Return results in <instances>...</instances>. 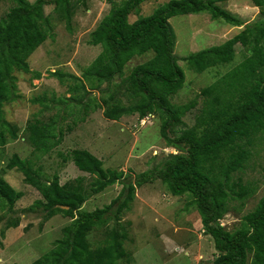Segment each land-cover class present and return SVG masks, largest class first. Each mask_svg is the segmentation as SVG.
Masks as SVG:
<instances>
[{"label": "trees", "instance_id": "trees-1", "mask_svg": "<svg viewBox=\"0 0 264 264\" xmlns=\"http://www.w3.org/2000/svg\"><path fill=\"white\" fill-rule=\"evenodd\" d=\"M11 1L14 6L0 19V147L8 140L17 139L16 127L10 126L3 114L4 104L12 99L16 90L13 72L28 73L27 59L52 37L50 19L43 12L45 6L53 5L65 29L71 32L73 6L80 2L84 5L86 0ZM147 1L111 2L108 13L89 34L88 44L99 46L101 52L80 77L57 71L51 76L61 85L65 77L72 80L73 85L67 88L71 93L69 99L81 104L85 111L103 109V117L109 121L135 114L140 119L149 114L157 115L160 137L167 147L179 153L165 159L158 168L137 174L131 180L130 176L122 178L121 173L103 170L102 162L88 151L73 150L69 160L75 168L94 177L89 192L82 187L81 178L64 184L56 175L45 179L40 167L34 168L31 160L12 155L7 169L20 172L25 183L42 198L35 201L33 207L42 209L46 220L56 215L71 220L61 229V238L52 248L31 264H118L125 256L122 243L127 239L119 225L120 215L128 209L135 187L155 181H160L174 197L189 195L192 198L203 233L213 242L216 258L212 264H264V196L233 231L219 224L229 200H244L252 194L247 186L239 182L231 184L230 179L233 173L245 168L250 157L247 146L253 143L254 136H264V19L243 25L217 5L230 0H169L150 15L140 16V6ZM250 1L264 16V0ZM202 13L208 14L211 20L222 19L233 27L242 28L224 43L182 58L189 70L201 74L232 63L236 44L249 55L201 91L205 100L195 124L179 129L185 126L182 119L195 105H173L168 101V96L180 91L185 83V74L173 52L175 35L169 19ZM131 14L137 16L132 23L128 21ZM148 52L153 53L151 59L121 78L125 65L134 56ZM115 77L120 79L118 83L114 82ZM118 90L126 93L127 105L115 100ZM92 91L99 94V101L90 98L83 104L84 95ZM70 130L67 126L66 131ZM24 132L34 153L42 156L62 142L65 131L51 117L46 122L34 118L32 123H27ZM117 180L122 190L108 205L92 212L81 209L91 196L113 186ZM22 197V192L15 191L0 178V214L12 212ZM111 222H115V226L106 230V245L91 249L86 235ZM18 226L14 220L7 222L6 229Z\"/></svg>", "mask_w": 264, "mask_h": 264}, {"label": "rangeland", "instance_id": "rangeland-1", "mask_svg": "<svg viewBox=\"0 0 264 264\" xmlns=\"http://www.w3.org/2000/svg\"><path fill=\"white\" fill-rule=\"evenodd\" d=\"M33 3L36 0H27ZM122 0H111L120 3ZM169 0H148L140 6L139 15H150L155 8ZM109 0H86L75 3L71 17V32L59 15L53 11V5L44 8V15L51 23V38H48L27 59L28 73L14 71L16 90L12 99L3 106L4 119L10 126L16 127L17 139L8 140L0 147V178H3L23 197L15 203L12 212L0 214V264H31L42 257L61 238V229L70 223V219L56 215L44 219L42 209L33 207V203L42 200L40 194L27 185L20 172L9 170L6 164L14 154L21 159H29L34 168L40 167L45 179L56 175L61 184L81 178V185L89 192L93 176L79 172L69 160L73 150H86L102 162L103 170L121 173V177H131L158 168L162 162L179 151L167 147L159 135L160 119L149 114L140 119L137 114L123 116L118 121H109L103 117V109H88L69 99L68 85L73 81L64 78V85L51 76L57 71L80 77L81 72L101 52L99 46L88 44L89 34L112 6ZM217 5L236 17L243 25L264 19L250 0H230ZM14 6L11 0H0V19ZM137 18L131 14L128 21ZM175 35L174 55L185 74L183 88L168 96L173 105L193 103L195 106L184 117L183 128L195 124L205 100L201 91L215 83L231 68L239 64L249 52L240 44L234 46L235 58L232 63L215 67L201 74L189 70L181 59L206 48L217 46L239 33L242 27H233L222 19L211 20L206 13L175 16L169 19ZM153 57L152 52L134 56L124 67L121 78H126L131 70ZM39 74L36 78L35 75ZM115 77L114 82L118 83ZM123 90L114 95L116 101L127 105L128 98ZM99 94L92 91L84 95L83 104L88 99L99 101ZM55 118L57 126L64 129L62 142L49 154L38 156L28 143L25 135L27 123L36 118L43 122ZM70 126V131L66 127ZM180 131V130H179ZM179 135V132L176 133ZM264 136L257 134L253 143L247 146L250 157L242 171L233 173L230 182L247 186L252 194L244 200L231 199L227 203V212L219 221L227 231L239 226L243 216L251 212L259 199L264 196ZM68 160L64 161V158ZM121 178V179H122ZM119 180L102 193L91 196L82 210L92 212L103 208L116 198L122 190ZM230 194V190L226 189ZM232 196V195H231ZM17 221V228L6 229L7 222ZM118 224V223H117ZM119 225L126 232L127 239L122 243L125 256L118 264H212L216 258L213 242L204 234L200 217L192 205L189 195L174 197L160 182L147 183L135 187L128 209L120 215ZM115 226L92 230L86 235L91 249L102 247L106 240V230ZM118 229V226L115 227ZM2 233L4 235L2 236ZM249 260L251 255L248 256Z\"/></svg>", "mask_w": 264, "mask_h": 264}, {"label": "crops", "instance_id": "crops-1", "mask_svg": "<svg viewBox=\"0 0 264 264\" xmlns=\"http://www.w3.org/2000/svg\"><path fill=\"white\" fill-rule=\"evenodd\" d=\"M254 8H256V7H254ZM256 9H258V8H256ZM102 193V192H101Z\"/></svg>", "mask_w": 264, "mask_h": 264}]
</instances>
